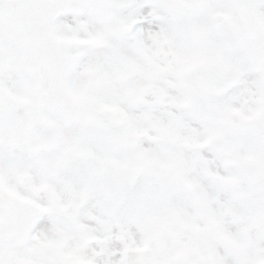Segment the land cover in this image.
Returning <instances> with one entry per match:
<instances>
[{
  "label": "snow or ice",
  "instance_id": "6c2138e0",
  "mask_svg": "<svg viewBox=\"0 0 264 264\" xmlns=\"http://www.w3.org/2000/svg\"><path fill=\"white\" fill-rule=\"evenodd\" d=\"M10 4L51 11L48 31L58 41L71 42L59 46V53L70 58V68L65 76L66 86L70 89L89 85L94 76L106 86L115 84L124 62H140V53L156 52L162 45L171 52L183 53L188 17H178L174 14L176 10L182 9L200 18L211 10L223 8L220 0H28L27 3L25 0H0V11L6 12ZM246 6L264 22V0H246ZM13 52L18 54L0 28V89L23 94L24 84L10 62ZM232 66L230 75L218 78V87L222 91L217 104L221 111L246 110L259 83L255 65L244 53L236 54ZM97 99L99 103H106L116 96L111 87H105ZM14 111L11 109L0 117V209L5 208L6 190L11 188H18L24 197L34 200L37 207L31 210L21 208V216L15 225L10 224L6 211H0V264H59L50 254H42L41 249L46 241L57 238L60 221L54 214L55 206L48 194L36 190L43 185L52 186L62 200L67 201L71 197L65 190V183L70 177L51 174L54 154L34 153L21 143L10 140V131L15 126L11 119ZM146 111V108L129 109V114L133 120L142 122ZM167 113L163 106L151 108L153 120L164 125L174 126L179 121L185 129H195L201 141L210 134L204 124L187 112L175 111V119ZM247 114L252 116L251 112ZM59 127L64 140L86 138L82 129L67 120H61ZM225 135L233 139L242 152L252 147L264 153V114L248 122H237L225 131ZM136 148L161 165L172 155H182L189 161L207 162L212 173L224 177L230 174L215 144L193 153L141 139ZM189 178L201 185L208 214L220 220L225 234L238 241L239 246H230L208 233L188 195L170 187L159 172H150L138 179L134 189L126 193L124 203L110 215L105 213L104 197L92 193L75 216V222L83 227L89 241H70V249L88 264H192L191 260L156 252L154 246L142 255L138 252L148 241L133 222L135 209L128 211L130 203L135 200L142 202L148 212L182 209L186 223H200L203 230L200 239L207 253L196 264H264V223H253L250 219L256 215L257 208L264 210V177L257 183L259 193L251 213L246 210L243 199L246 185L232 190L216 184L203 175L199 165ZM226 209L243 217V223H235L225 214Z\"/></svg>",
  "mask_w": 264,
  "mask_h": 264
},
{
  "label": "rangeland",
  "instance_id": "374dc122",
  "mask_svg": "<svg viewBox=\"0 0 264 264\" xmlns=\"http://www.w3.org/2000/svg\"><path fill=\"white\" fill-rule=\"evenodd\" d=\"M220 3L223 5L222 9L211 10L200 18H196L190 13H185L182 9H177L174 13L175 15L188 17L184 35V52H171L162 45L156 52L140 53V62H124L119 75L124 76L121 79V83L123 85L126 83L125 88L123 87L124 92L122 95L120 87L116 84L107 86L103 84L101 89L98 88L95 82L98 83L100 78L95 76L89 85L82 87L93 100H98V96L105 87H111L117 97L116 102L127 104L128 111L129 109L136 110L141 108H146L148 111L143 113L142 122L132 118L128 123L123 122L122 124L128 125V129L119 130L118 140L113 139L112 143H109L111 138L108 139L109 142H105L104 138L99 137H96V139L88 136L83 138L80 144H77V147L84 149L90 154L91 164L87 169L88 171L73 172L55 169L57 175L70 177L65 183V190L71 199L62 200L59 193L52 186L50 188L54 189L55 195L48 193L49 186L47 188L48 191H45L53 204L55 202L54 214L59 218L60 227L57 232V238L46 241L42 246L41 252H47V254L58 260L60 264L61 250L66 253L73 252L70 249V241L75 242L78 240L81 243H87L89 237L83 227L73 223L79 207L92 193H97L104 197L105 213L110 215L112 210L123 204L127 199L121 196L119 192L121 189L117 179L125 182L127 177L137 167L143 169L146 175L150 172H159L168 185L172 187L174 181L182 178L190 182L185 176H187V173L191 174L199 165L203 175L216 184L226 186L232 190H239L246 185L247 190L243 194L244 204L246 210L249 213L252 212L259 193L258 189L253 187V178L255 175L259 176V178L264 177V153L252 147L242 152L234 140L225 135V131L233 128L237 122L243 123L245 120L247 122L249 117H255L257 98L259 96L264 98V90L260 84V76L264 75V52L260 50L262 45H264V35L261 40L253 38L249 25L241 12V6L238 5V0H220ZM237 5L239 8H237ZM234 8H237V10ZM225 24L236 26L240 30V39L245 40L243 44H237L228 39L227 32L222 29ZM260 24L264 31V22L260 21ZM7 27L9 26L4 25L0 21V28L4 29ZM67 42L71 43L70 41ZM239 52L244 53L251 62H253L250 57L252 54L255 58H258L260 73L256 72V74L259 77V83L256 93L253 95L246 110H234L231 112L226 109L230 112L229 119L223 113L224 110H220L216 102L207 101L208 99L206 100L203 97L205 95L202 87L207 82L218 87V78L226 77L232 73V60ZM130 81H135L138 85L136 86L135 82L130 84ZM23 84V94H13L15 111L11 114V119L14 122L18 120L20 125L12 128L9 135L12 142H19L30 150L36 145L51 143L52 139L39 130L40 127L37 120L43 117V114L37 108L39 101L31 90L32 80L24 81ZM126 87L130 88V94H127ZM161 91H166L169 94L170 107L167 109V114L173 119H175V111H184L191 114L193 119L208 128L210 134L207 139L201 141L195 129H185L179 121L174 126H168L158 120H153L151 108L154 107L155 97ZM174 92L177 95H173ZM149 96L153 99H146ZM23 98L30 99L32 104L24 107L21 102ZM141 98L142 102L140 101ZM98 103L96 105L100 104ZM187 108H191L195 113L189 112ZM87 109L95 117L96 121H100L99 125L105 127L106 132L110 134V132L118 130L117 122L115 121L119 118L97 111L98 106L95 107L93 104L88 105ZM248 112H251L252 116H249ZM260 112L264 114L263 110H260ZM29 117L37 120L28 122L27 119ZM141 139L165 143L174 148L184 149L193 153L197 152L199 148L201 149V146L206 141L211 140L212 144L217 145V152L221 156L224 165H228L226 169L229 170L230 174L224 177L212 173L207 168V162L189 161L182 155H172L166 163L161 165L158 160L154 159L153 161L146 153L137 151L136 145ZM70 142L72 143L73 140H70ZM55 144L56 141L54 140L53 146ZM226 151L239 155L242 161L249 157H254L259 163V170L253 172L249 167L244 171L232 168L229 165L230 159L226 157ZM110 163L116 165L112 179H110L108 170ZM91 169H95L96 173L89 171ZM234 180H238V187L234 186ZM74 182L76 184L75 189H79L76 192L72 191ZM20 184L22 187L24 186L23 179H21ZM198 185L201 188V185ZM11 190H13V195H6V206L4 209H0V211H6L10 224H12L16 215L21 213V208L25 210L36 208L25 201L26 197L23 196L18 188H11ZM15 190L18 191L19 197L14 195ZM36 191L41 190L38 189ZM181 191L188 195L186 191ZM199 192L200 194L197 191H192L188 197L197 216L206 225L208 233L230 246H239L238 241L229 238L225 234L220 220L216 216L208 214L207 200L202 189ZM133 208L135 209L132 217L133 222L137 224L148 241L144 249L138 250L141 255L154 246L156 252L161 254L169 253L177 259H181L177 257V252H184L186 253V259L191 260L192 264H196L197 260H203L202 258L193 259V254L197 252L196 247L193 246L194 244L200 242L207 249L200 239L203 232L201 225L197 222L186 223L182 209L166 208L159 212H148L142 202L137 203L135 200L130 203L128 211H132ZM225 214L231 216L235 223H243L244 218L237 215L234 210L226 209ZM162 217L172 221L174 227L171 228L161 224L160 218L162 219ZM250 219L253 223H264V210L257 208L256 215L251 216ZM156 221L160 222L161 225Z\"/></svg>",
  "mask_w": 264,
  "mask_h": 264
},
{
  "label": "flooded vegetation",
  "instance_id": "af4514ba",
  "mask_svg": "<svg viewBox=\"0 0 264 264\" xmlns=\"http://www.w3.org/2000/svg\"><path fill=\"white\" fill-rule=\"evenodd\" d=\"M18 6L19 5L10 4L6 12L0 11V21L4 25L9 26L2 30L9 39V41L11 42V44L14 45L15 48L18 50V54L17 52H13L11 54L10 62L13 66V69L17 72V74L20 75L22 81H24L27 77H29L28 79H32L33 83H35L36 79L32 75H40V77L42 78V86L45 89H50L52 83L54 82L55 76L53 72L49 69L48 63L42 60V58L34 50L31 43L30 35L27 33V31L16 26L15 19H16V10ZM71 90L74 96L76 97V99L80 100V90L78 88ZM0 94H1V89H0ZM36 95L41 101V103L39 104V109L42 111L43 114V117H41L38 120L40 125L39 130H41V132L44 135L50 136L52 141L51 143H43L38 147H34V150L36 152L39 151L37 153L41 152L46 154H54V163L52 164V170L58 168L63 171H72L70 169L64 168L61 159L65 152L71 151L73 149H78V147L76 146L78 138L74 139L72 143L70 142V140H64L61 138V132L59 127V122L61 120H67L71 122L77 128L82 129L86 134V136L88 137L91 138L93 137L95 139L96 137L104 138L105 142H109L108 139L111 138L109 143H112L113 139L118 140V135L119 132L121 131V127L117 128L118 130H116L115 132H110L109 134L108 132L105 131V127L99 125L100 121L99 120L96 121L95 117L93 118V116H91L89 121L86 123L76 119L68 118L65 115H62L55 108L43 107L42 97L39 94ZM114 101L116 102V99H114ZM22 103L24 104V99L22 100ZM109 104H110V109L109 111L106 112L107 115L112 113L114 110L111 102H109ZM117 105L118 107H120V111H122V109H126L127 106V104H125L124 102L117 103ZM70 107L74 111V107L72 105H70ZM84 109L87 110L86 107ZM115 117L118 118L119 114L115 115ZM45 120L53 127V130L49 131L48 129H46V127L42 123ZM29 121H32L30 117H29ZM54 140L56 141L55 146H53ZM254 163H255L254 160L242 162L241 167H239L238 169L244 171L251 164L254 165ZM115 169H116V165L110 163L108 170L110 172L111 177H114Z\"/></svg>",
  "mask_w": 264,
  "mask_h": 264
},
{
  "label": "water",
  "instance_id": "95a60500",
  "mask_svg": "<svg viewBox=\"0 0 264 264\" xmlns=\"http://www.w3.org/2000/svg\"><path fill=\"white\" fill-rule=\"evenodd\" d=\"M28 0H25V3H27ZM245 8L247 11V15L250 18V21L252 23V26L254 28V30H258V24L257 21L254 17V14L249 10V8L246 6V0H245ZM28 9H30L29 7H25L23 5H21L20 8V16L22 20H26V18L28 19H32V24L29 25V29L31 30L30 32L32 33V35L35 36H41V35H46V36H52V34L48 31V16L45 13V11H41L40 9H34L32 8V12L30 13L28 11ZM44 12V13H42ZM29 22V20L27 21ZM45 37V36H43ZM54 38V37H53ZM45 48L48 49L49 48V44L47 42H45ZM55 73H56V81L55 83H64L65 82V76L69 70V67H65V72L62 73V68L61 67H54ZM208 90H211V94H215V93H221V91H216V90H212L210 89V87H207ZM214 92V93H213ZM221 95V94H220ZM220 95H218L220 97ZM165 99V97L161 98V100L163 101ZM163 106H167L166 104L162 103ZM142 177L144 176V172L142 171ZM130 182V181H129ZM127 182V184L125 186L127 187H131V184ZM129 190L131 191L132 189ZM135 187V186H134ZM127 191V190H126Z\"/></svg>",
  "mask_w": 264,
  "mask_h": 264
},
{
  "label": "bare ground",
  "instance_id": "6f19581e",
  "mask_svg": "<svg viewBox=\"0 0 264 264\" xmlns=\"http://www.w3.org/2000/svg\"><path fill=\"white\" fill-rule=\"evenodd\" d=\"M51 102H54V100H52Z\"/></svg>",
  "mask_w": 264,
  "mask_h": 264
}]
</instances>
